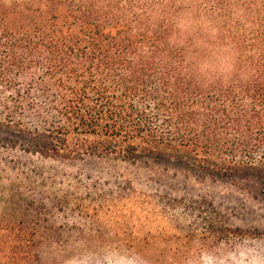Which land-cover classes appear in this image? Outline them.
<instances>
[{
	"label": "trees",
	"instance_id": "16d2710c",
	"mask_svg": "<svg viewBox=\"0 0 264 264\" xmlns=\"http://www.w3.org/2000/svg\"><path fill=\"white\" fill-rule=\"evenodd\" d=\"M189 14L205 30L182 33ZM208 50L235 71L202 73ZM0 143L64 160H168L264 185V0H0ZM140 197L146 226L152 196ZM210 215L198 238L114 234L139 263L199 259L242 233ZM37 236L0 219V260L39 264Z\"/></svg>",
	"mask_w": 264,
	"mask_h": 264
},
{
	"label": "rangeland",
	"instance_id": "374dc122",
	"mask_svg": "<svg viewBox=\"0 0 264 264\" xmlns=\"http://www.w3.org/2000/svg\"><path fill=\"white\" fill-rule=\"evenodd\" d=\"M143 194L152 196L147 199L155 211L146 226ZM134 195L135 201L129 199ZM208 214L216 227L242 232L236 244L166 264H264V185L258 181L239 187L174 161L64 160L0 143V219L36 230L39 264H144L134 261L129 245L114 233L166 229L198 238L209 233L201 219ZM197 215L201 222L193 232L190 222L198 224Z\"/></svg>",
	"mask_w": 264,
	"mask_h": 264
},
{
	"label": "clouds",
	"instance_id": "9594fccd",
	"mask_svg": "<svg viewBox=\"0 0 264 264\" xmlns=\"http://www.w3.org/2000/svg\"><path fill=\"white\" fill-rule=\"evenodd\" d=\"M178 27L182 33H189L197 29L205 30L204 25L192 17L191 14L181 18L178 21ZM200 71L205 75L217 74L227 78L234 71V64L228 57L220 54H214L210 50L207 51L204 62L200 66Z\"/></svg>",
	"mask_w": 264,
	"mask_h": 264
}]
</instances>
